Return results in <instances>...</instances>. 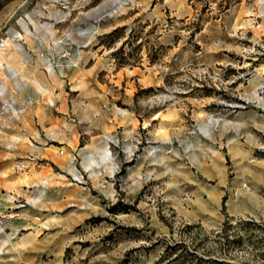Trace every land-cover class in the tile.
<instances>
[{
  "label": "rangeland",
  "instance_id": "rangeland-1",
  "mask_svg": "<svg viewBox=\"0 0 264 264\" xmlns=\"http://www.w3.org/2000/svg\"><path fill=\"white\" fill-rule=\"evenodd\" d=\"M21 110L72 127L58 149L78 187L62 206L46 175L27 180L0 215V264H33L4 228L36 199L61 235L45 264L62 245L77 264H264V0H0V123Z\"/></svg>",
  "mask_w": 264,
  "mask_h": 264
},
{
  "label": "crops",
  "instance_id": "crops-1",
  "mask_svg": "<svg viewBox=\"0 0 264 264\" xmlns=\"http://www.w3.org/2000/svg\"><path fill=\"white\" fill-rule=\"evenodd\" d=\"M97 84L99 88L97 94L100 96L105 95L104 87L99 82ZM45 106L48 108L50 102L47 101ZM23 112L24 110L14 113L7 121L0 123L1 129L4 126H8L12 132L8 140L0 143V215L12 207L9 205L11 196L18 195L27 180L31 183L40 179L43 174L46 175L45 180L50 185H55L62 191V196L58 198V201L53 200V202H57L56 204L62 206H71L72 201L68 200L66 189L76 188L78 184L71 180V176L75 174L70 168L72 161L68 157L58 154V148L64 147L60 140L69 137L73 131L72 127L64 126L58 121H54V116L45 115L43 112L38 115H35L33 111L25 113V115ZM43 118H47V120H51L54 123V133L50 136L42 134V138H37L35 131L36 122H41ZM100 120L102 122L100 127L102 131L108 130L109 125L113 126V121L109 122V117L100 115ZM37 132L39 134L38 130ZM90 142L92 155L94 154L97 160V171L91 175V178L94 179V185L98 192L102 196H109L113 189L111 183L105 178L109 179L112 168L108 165V162L105 167L100 163L101 152L105 144L103 137L97 135ZM38 160L42 164L40 168L35 170L34 166ZM20 168H29V171H32L31 177L24 179L22 173L19 172ZM3 195L8 197L3 198ZM41 200L36 199L35 202L30 200V206H25L14 213V217L8 218L4 228V234L9 239L19 234L16 239L20 252L30 254L33 264H45L44 261L40 260L42 254L53 251L49 249L51 245L61 244V235L48 237L49 234L46 233L43 221L49 219V217L43 213L44 204L40 203ZM49 204L51 203L47 205L49 206ZM30 208H35V210L32 212ZM20 231L23 232L21 233ZM1 234L3 233H0V237L2 236ZM64 247L65 245L60 247L59 255H57L59 264H77L78 260L73 261L72 256H69V259L64 256ZM82 262L78 264H82Z\"/></svg>",
  "mask_w": 264,
  "mask_h": 264
},
{
  "label": "built area",
  "instance_id": "built-area-1",
  "mask_svg": "<svg viewBox=\"0 0 264 264\" xmlns=\"http://www.w3.org/2000/svg\"><path fill=\"white\" fill-rule=\"evenodd\" d=\"M58 153H59V154H62V149H58ZM74 180H75V181H78L77 178H74ZM0 224H1V221H0Z\"/></svg>",
  "mask_w": 264,
  "mask_h": 264
},
{
  "label": "bare ground",
  "instance_id": "bare-ground-1",
  "mask_svg": "<svg viewBox=\"0 0 264 264\" xmlns=\"http://www.w3.org/2000/svg\"><path fill=\"white\" fill-rule=\"evenodd\" d=\"M104 155H106V153L104 154ZM109 155V154H108ZM107 156V155H106ZM106 158V157H105Z\"/></svg>",
  "mask_w": 264,
  "mask_h": 264
}]
</instances>
